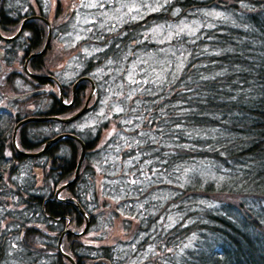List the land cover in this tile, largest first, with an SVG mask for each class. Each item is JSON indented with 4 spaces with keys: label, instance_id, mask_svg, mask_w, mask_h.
Wrapping results in <instances>:
<instances>
[{
    "label": "trees",
    "instance_id": "1",
    "mask_svg": "<svg viewBox=\"0 0 264 264\" xmlns=\"http://www.w3.org/2000/svg\"><path fill=\"white\" fill-rule=\"evenodd\" d=\"M127 1L85 0L81 10L78 6L64 13L69 17L58 25L51 21L53 38L68 34L81 15L101 25L84 54L70 56L63 68L53 71L61 82L70 83L66 89L71 90L83 62L90 63L88 74L98 83L109 73L111 61L122 59L130 65L129 52L144 39L143 28L136 26L141 22L143 27L144 19L154 21L158 6L134 10L124 5ZM183 1L168 0L169 8L193 7ZM235 2H216L232 23L212 25L211 33L204 29L201 35L207 38L194 40L199 43L184 53L186 64L173 77H154L158 66H150L152 62L135 72L143 75V97L114 101L101 115L106 139L113 138L105 149L87 138L90 131L101 132L103 121L88 125L83 118L73 124L74 133L89 146L77 182L62 190V197L75 199L70 202L48 198L74 176L79 143L60 140L34 158L18 154L12 132L29 113L18 110L21 102L5 97L31 84L17 73L4 84L0 77V264H70L57 244L71 226L77 232L63 234V249L76 264H264V0ZM52 4L2 0L1 34L13 35L30 14L62 16L60 0L54 12ZM46 35V23L33 20L15 40L0 38V74L20 56L24 62L40 50ZM76 42L68 41L72 46ZM46 53L31 58V72H51ZM210 55H215L214 65ZM123 82L128 83L126 76ZM111 88L114 85L104 86ZM87 90L89 84L79 89L77 104L86 99ZM43 98L48 108L44 114L67 112L54 96ZM30 109L36 112L39 107ZM69 127L60 121L25 123L19 147L35 153L52 139L55 128L63 132ZM36 168L42 173L40 185ZM77 205L90 216L85 234H79L85 216ZM116 219L127 237L97 247L96 241L107 238Z\"/></svg>",
    "mask_w": 264,
    "mask_h": 264
},
{
    "label": "rangeland",
    "instance_id": "2",
    "mask_svg": "<svg viewBox=\"0 0 264 264\" xmlns=\"http://www.w3.org/2000/svg\"><path fill=\"white\" fill-rule=\"evenodd\" d=\"M52 10L54 12V9L56 7V2L58 0H52ZM218 0H189L190 3L193 4V7L185 8L182 7L180 10H174L173 8H169L170 2L168 0H130L127 1L128 3L124 4L127 5L128 8H132L134 10H146L148 8L157 7V13L155 15L156 21H145L143 27H139V22L137 24V28H143L141 29V34H144V39L139 41L141 43V46H139L136 42L133 45V50L129 52V66L125 67V60L118 59L113 60L110 62L109 66V73H106L105 75L108 77L106 80H104V83L106 84H112L114 85V90L107 89L104 91L102 95V99L100 102V108H98V111H102V113L105 112L103 110L105 106L108 104L109 101L115 98L123 97L122 91H115V89H122L117 87L115 80L119 79L121 76L118 73L120 72L123 66L128 70V76L129 77V85H130V91H136L138 90L137 87H139V84L141 83V78L134 79L136 76V71L138 70H144L147 67L150 66H158L157 69L154 70V77L160 78L161 76H166L167 73L171 74L173 77L176 73V71H180L186 64V56L184 53L187 54L188 52H191L193 48L199 43V41H194L196 38H207V36L203 37L202 32L204 29L209 31L211 33L212 29L211 26L216 24H223L226 23H232V20L229 17L224 18V11H222V4L216 3ZM225 1V3L229 4H236L235 0H222ZM238 1V0H237ZM2 0H0V3ZM183 2H186L183 1ZM85 3V0H60V4L63 7L62 9V16L59 18H56L54 14H51V21L54 23L53 25H58L59 22L63 19H67L69 17V14L65 15L68 11L69 13L72 11V8L75 7L77 9L78 6H80L79 10H81V5ZM178 3V2H177ZM33 5L34 2L32 3ZM179 4V3H178ZM179 6V5H178ZM3 8V7H2ZM169 8L170 14H166V10ZM35 9V8H34ZM69 9V10H68ZM173 10V11H172ZM165 12V13H164ZM65 13V14H64ZM37 14V13H34ZM118 14V13H117ZM241 14V13H240ZM238 15L239 19H242L241 15ZM32 15V14H31ZM145 17L146 14L142 13V15ZM122 17V15H121ZM124 18V17H122ZM171 18V19H170ZM25 17L21 20L19 26L25 25ZM86 16L81 15L79 16L78 20L75 23V26L73 29L66 35L61 34L60 36L57 35L51 40L50 49L48 50L47 54V61L51 65V72L52 71H58L67 60L66 58L72 54H84V48H88L91 46V37L92 35L98 36L99 32L95 33L97 28H101V25H98L97 21H86ZM171 21H169V20ZM218 20H221L218 22ZM99 21H102V19H99ZM140 21V20H139ZM106 26L110 24L111 22L105 21ZM146 23V24H145ZM87 24L90 25L91 28L87 27ZM94 25V26H93ZM228 27L229 26L228 24ZM145 28V29H144ZM252 32V31H251ZM254 33V32H253ZM199 36V37H198ZM73 40L76 42L74 46L72 44H69L68 41ZM66 44H65V43ZM188 43V44H187ZM187 46L186 50L185 48H182L180 46ZM136 52V54L133 55V53ZM232 53V52H231ZM195 58L197 55L195 52H193ZM188 55V54H187ZM82 56V55H81ZM111 58H113L114 54H108ZM133 57V59H131ZM81 58V57H80ZM219 58V57H218ZM21 56L16 61V64H12L10 67L5 69L7 70L10 75L15 72L17 74L23 75L27 78V81L31 84V86H23L20 88V90L16 92H10L8 96L6 97V100H11V96H15L18 93H22L25 91H28L29 89L35 88L38 84L32 77L29 75L28 70L26 67H28L29 60L27 62H21ZM116 61H121L120 63L123 64L122 68L119 67L120 64H118ZM202 61V58L200 59ZM208 61L212 63H217L215 61V55H210L208 58ZM21 62V63H20ZM152 62V65H150ZM84 66L86 62H83ZM150 66H147V65ZM200 65V64H199ZM147 66V67H146ZM175 69V70H174ZM78 70V69H77ZM86 71V70H81ZM80 71V72H81ZM239 73L242 72V70L237 69ZM87 72V71H86ZM89 71L88 73H90ZM4 74V71L0 74L2 77ZM7 75V76H10ZM134 76V77H133ZM2 81V80H1ZM3 82V81H2ZM39 87H45L40 86ZM47 88L49 85L46 86ZM123 87V86H122ZM55 90H57L55 88ZM8 91V90H7ZM66 94H68L67 101L70 100L71 96V90L69 89ZM42 96L48 97V95H39L37 97H30L25 98L23 100H16L21 102V107H18V110L24 111L29 113L28 115L34 116L35 114H43L46 113L48 108L46 107V98H42ZM67 96V95H66ZM15 100V97L13 101ZM85 101V97L83 96L82 102L80 105H83V102ZM2 105H4V102H2ZM8 107V106H7ZM35 107H39L38 110H35L36 112H32L30 108L34 109ZM9 108V107H8ZM26 114V113H25ZM36 180L37 184L40 185V179H41V171L39 169L35 170ZM102 207V206H101ZM121 217V216H120ZM122 218V217H121ZM138 223V222H137ZM72 228V229H71ZM67 231H73L77 232L74 227L71 226ZM82 228V227H80ZM46 230V229H45ZM65 234H69L68 232H65ZM92 234V233H91ZM74 235V234H73ZM93 235V234H92ZM128 234H126L125 230L123 229L120 220L116 219L115 225L112 227V229L109 231L108 236L105 240L102 241H96V246H102V245H109L113 242H117L119 239H124L127 237ZM85 243V242H84ZM68 251V250H67Z\"/></svg>",
    "mask_w": 264,
    "mask_h": 264
},
{
    "label": "water",
    "instance_id": "3",
    "mask_svg": "<svg viewBox=\"0 0 264 264\" xmlns=\"http://www.w3.org/2000/svg\"><path fill=\"white\" fill-rule=\"evenodd\" d=\"M31 18H41L42 20H44L46 23H47V25H48V36H47V41H46V43H45V46L43 47V49L40 51V52H38V53H36L35 55H38V54H40V53H43L45 50H46V48H47V46H48V42H49V39H50V36H51V27H50V24H49V22L47 21V19H45L44 17H39V16H32ZM26 21V20H25ZM22 25H21V27H20V29L16 32V34H14L13 36H11V37H8V38H6V39H13V38H15L19 33H20V31L22 30ZM36 78H38V79H49V78H52V76L51 75H38V74H36V75H34ZM84 80V79H86V80H89L90 81V79L89 78H80L79 80ZM78 80V81H79ZM77 81V82H78ZM86 108L87 107H84V108H82L81 110H80V112L78 113V114H76V115H74V116H72V117H70V118H68V119H66V120H64V121H69V120H72L73 118H75V117H78L80 114H82L85 110H86ZM38 120V119H40V118H36V117H29V118H26V119H23V120H21L15 127H14V129H13V132H12V143H13V146L17 149V146H16V131H17V128L21 125V124H23V123H25V122H27V121H30V120ZM72 137H74L75 139H77L79 142H81L80 141V139L79 138H77V137H75V136H72ZM57 138H53L52 140H50V141H47L46 143H45V146H44V148L42 149V150H40V151H38V152H35V153H29V152H21L20 151V153H22V154H24V155H26V156H39L40 154H42L43 152H44V150L53 142V141H55ZM18 150V149H17ZM82 150H84V146H83V144H82ZM82 161H83V151H82V153H81V156H80V158H79V161H78V164H77V167H76V171H75V177H74V179L72 180V181H74L75 179H76V177H77V175L79 174V170H80V167H81V163H82ZM67 185H69V182L68 183H66V184H64L62 187H65V186H67ZM82 213H84L83 211H82ZM61 238H62V236L60 237V239H59V242H58V249H59V251H61ZM68 259H69V261H71V263L72 264H75V262L73 261V259L70 257V256H68V255H66V254H64Z\"/></svg>",
    "mask_w": 264,
    "mask_h": 264
},
{
    "label": "flooded vegetation",
    "instance_id": "4",
    "mask_svg": "<svg viewBox=\"0 0 264 264\" xmlns=\"http://www.w3.org/2000/svg\"><path fill=\"white\" fill-rule=\"evenodd\" d=\"M78 95V94H77ZM77 95H75V98L77 97ZM60 105H62V107H64L66 110H70L72 108V105L69 106V104H62V103H59Z\"/></svg>",
    "mask_w": 264,
    "mask_h": 264
},
{
    "label": "bare ground",
    "instance_id": "5",
    "mask_svg": "<svg viewBox=\"0 0 264 264\" xmlns=\"http://www.w3.org/2000/svg\"><path fill=\"white\" fill-rule=\"evenodd\" d=\"M50 140H52V139H50ZM50 140H48V141H50ZM57 141H53L52 143H56ZM75 184V182L74 181H70L69 182V186H71V185H74ZM77 208L82 212V208L80 207V206H77Z\"/></svg>",
    "mask_w": 264,
    "mask_h": 264
},
{
    "label": "snow or ice",
    "instance_id": "6",
    "mask_svg": "<svg viewBox=\"0 0 264 264\" xmlns=\"http://www.w3.org/2000/svg\"><path fill=\"white\" fill-rule=\"evenodd\" d=\"M204 79H207V77H204Z\"/></svg>",
    "mask_w": 264,
    "mask_h": 264
}]
</instances>
